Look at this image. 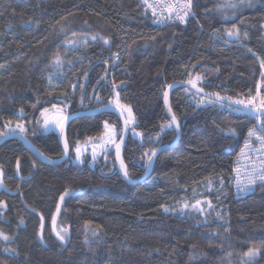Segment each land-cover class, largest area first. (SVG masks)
Returning a JSON list of instances; mask_svg holds the SVG:
<instances>
[{"label": "trees", "instance_id": "trees-1", "mask_svg": "<svg viewBox=\"0 0 264 264\" xmlns=\"http://www.w3.org/2000/svg\"><path fill=\"white\" fill-rule=\"evenodd\" d=\"M191 2L195 19L155 24L141 0H0V135L23 124L58 158L56 132L41 131L42 110L93 109L118 94L135 117L123 160L139 178L154 149L176 136L164 104L172 82L244 102L261 77L264 99V0ZM83 35L94 39L56 62L64 42ZM170 106L179 142L135 185L120 175L114 150L94 168L73 164L72 151L51 166L16 140L0 144V264H264V184L236 197L231 178L254 118L185 87L171 92ZM105 120L121 130L112 112L73 119L71 150L99 136ZM61 196L64 243L51 226ZM200 199L210 205L205 214L182 207Z\"/></svg>", "mask_w": 264, "mask_h": 264}, {"label": "rangeland", "instance_id": "rangeland-1", "mask_svg": "<svg viewBox=\"0 0 264 264\" xmlns=\"http://www.w3.org/2000/svg\"><path fill=\"white\" fill-rule=\"evenodd\" d=\"M91 40H93V37L90 35L77 36V37L66 40L64 42L66 51L63 54H60L58 56V58H59L58 63L65 62L68 50L75 49V48H78L80 46H84L88 41H91ZM73 41L75 43H72ZM56 62H57V58H56ZM262 68L263 69L261 70L262 71L261 76H264V67L262 66ZM262 86H263V81H260L256 86V96L253 95V97L248 98L244 102L248 103L250 100L251 101L255 100V98L257 101V98L260 97V92L258 91V89H261ZM257 87H258V89H257ZM257 93H258V95H257ZM112 103L116 104L117 106H119L121 108V110L125 114V117L128 121V125H129L130 129L132 128L131 130H132V132H134L133 126L135 125V117H134V113H133L132 108L128 105L121 103L118 99V94L115 95V97L112 100ZM67 114H68L67 109L59 107V106L43 109L41 114H40L41 131L43 133L57 132L61 122L67 116ZM25 130H26V128L23 124H15L9 128L10 132L23 133ZM119 134H120V131H118L116 129L114 124L105 120L103 123V131L99 136L89 138L86 141H84L82 143H77L76 145H74L72 147V150H71L72 155L70 156L71 162L75 165L88 164L92 168L96 167L95 162L99 156H103L108 151L114 150L115 145L118 141ZM77 157H79V158H77ZM2 176H3V172H2V169L0 168V190L3 188ZM197 201H199L200 203L197 204ZM197 201L190 203V204L183 203L182 207H184L185 205H188V207H184V208L192 209V210L198 211L202 214H205L206 210L210 206L208 201L205 199H200ZM61 202H62V200L60 199L59 207L57 208V211L55 212V215H54L53 220L51 222V226H52V232H53L54 236L60 242L64 243L68 240L69 226H68V224H66L64 226L63 223H61V219L59 216V208L61 206ZM2 206H3V202L0 201V210H1ZM58 232L60 233V235H62L64 237L63 240H60L59 237L57 236ZM252 249L256 250V254L254 256H248L245 254L243 256V259L245 262L252 261L257 257V255L259 253V249L256 247L252 248Z\"/></svg>", "mask_w": 264, "mask_h": 264}, {"label": "water", "instance_id": "water-1", "mask_svg": "<svg viewBox=\"0 0 264 264\" xmlns=\"http://www.w3.org/2000/svg\"><path fill=\"white\" fill-rule=\"evenodd\" d=\"M170 85H172V87L171 88L167 87L165 90V92L168 93V97H167V103H165V99H164V104H165V108L168 114V118L176 132V136L171 143L159 145L156 149H154L153 152L155 154H153V152L151 153L150 155L151 160L148 159V162L145 167V172L139 178H132L129 175L125 176L124 174L125 171H127V168L123 160V149L129 137L130 127L128 125V121L123 111L118 106L113 105V104H104V105L98 106L93 109H86V110H80V111L68 113L67 116L61 122L56 132L57 138L60 142V145L63 151L62 155L58 158H52L46 155L45 153H43L25 134L20 133V132H8V133H4L0 135V144H2L3 142L7 140H16L20 144H22L30 152V154L39 162L44 163L46 165L57 166L63 163L64 161H66L70 156L71 147L67 139V127L73 119H76L78 117L92 116L96 114L112 112L115 115H117L120 121V126H121L118 141L114 148L116 167L120 175L122 176V178L128 184L135 185L137 183L147 180L151 176L154 161L159 153H161L164 150L174 147L179 142V139L181 136V124L177 118H176V123H172V117L174 114L170 106V96H171V92L174 89L179 88V87H185V88L192 90L193 92H195L196 94L200 96L207 97L209 99H212L220 103L226 104L228 106L234 107L236 109H240L242 112L252 117L259 116V114L256 113L255 111L249 112L247 110L253 107L259 108L258 106H253L251 104H246V103L236 104L235 100H232V99L217 95L215 93H212L210 91H207L198 84H196V87H193L192 84L187 81H179V82H172ZM177 123L179 124V127L176 126ZM65 145H67V149L65 148ZM117 145H119V152H117ZM122 163L124 167L121 166Z\"/></svg>", "mask_w": 264, "mask_h": 264}, {"label": "built area", "instance_id": "built-area-1", "mask_svg": "<svg viewBox=\"0 0 264 264\" xmlns=\"http://www.w3.org/2000/svg\"><path fill=\"white\" fill-rule=\"evenodd\" d=\"M141 1L157 24L182 22L178 15L184 17L183 21L195 16L191 0ZM256 106L260 107V102ZM257 119L256 125L250 129L254 134L250 136V130L247 132L234 158L231 178L236 197L245 196L264 184V179L261 178L264 176V139H261L264 138V129L261 117L258 116Z\"/></svg>", "mask_w": 264, "mask_h": 264}, {"label": "snow or ice", "instance_id": "snow-or-ice-1", "mask_svg": "<svg viewBox=\"0 0 264 264\" xmlns=\"http://www.w3.org/2000/svg\"><path fill=\"white\" fill-rule=\"evenodd\" d=\"M241 2L243 3L244 0H241ZM145 3H147V0H145ZM233 7H235V5H233ZM186 14H187V13H185V15H186ZM178 18H179L181 21H183V19H184L183 16H179V15H178ZM228 35H229V36H232V35H235V33L230 31V32L228 33ZM93 39H94V38H93ZM72 43H75V42L73 41ZM105 43H107V41H105ZM57 62H59V58H58V57H57ZM197 79H199V77H197ZM189 83H191L193 87H196V84H195L193 81L190 80ZM168 87L171 88L172 85H168ZM167 97H168V93L165 92V93H164L165 103H167ZM235 103H236V104H241V103H244V102H243V101H235ZM248 103H249V104H252L253 101L250 100ZM237 110L239 111L240 109H237ZM247 110H248L249 112H253V111H255L256 113L259 114L260 117L264 118V99H262V100L260 101V107H259V108H255V107H253V108H249V109H247ZM126 123H127V122H126ZM172 123H176V117H175L174 115H173V117H172ZM169 126H171V124H170ZM176 126L179 127V124L177 123ZM262 127H264V125H262ZM253 134H254V131L250 130L249 135L251 136V135H253ZM261 139H264V138H261ZM65 148L67 149V145H65ZM117 152H119V145H117ZM153 154H155V153L153 152ZM77 158H79V157H77ZM149 160H151V157H149ZM121 166L124 167V166H123V163L121 164ZM124 174H125V176H127V175H128L127 171H125ZM261 178L264 179V176H262ZM65 194H67V193H65ZM63 199H64V196H61V200H63ZM199 203H200V202L197 201V204H199ZM184 207H188V205H185ZM57 236L59 237L60 240H63V239H64V237H63L62 235H60L59 232L57 233ZM4 239H8V237L5 236ZM255 254H256V250H255V249H250L249 252L246 253V255H248V256H254Z\"/></svg>", "mask_w": 264, "mask_h": 264}, {"label": "crops", "instance_id": "crops-1", "mask_svg": "<svg viewBox=\"0 0 264 264\" xmlns=\"http://www.w3.org/2000/svg\"><path fill=\"white\" fill-rule=\"evenodd\" d=\"M194 10V9H193ZM195 13V12H194ZM189 18H191V17H189ZM192 18H196V16H194V17H192ZM188 19V18H187ZM153 22L155 23V24H157L154 20H153ZM262 66H263V64H262ZM264 67V66H263ZM263 68H261V70H262ZM262 72V71H261ZM260 81H262L261 80V77L258 79V81H257V83H256V86H257V84L260 82ZM262 88V87H261ZM257 89H258V87H257ZM258 91L260 92V97L259 98H257V101H256V98H255V100H253V103L251 104V105H253V106H256V103L259 101H261V89H258ZM255 96H256V87H255V94H254ZM257 95H258V93H257ZM245 103V102H244ZM108 104H111V103H108ZM113 104V103H112ZM246 104H248V103H246ZM113 105H116V104H113ZM117 106V105H116ZM119 107V106H118ZM120 108V107H119ZM121 109V108H120ZM250 116V115H249ZM257 117L258 116H255V117H253L254 118V125H256V123H257ZM261 124L263 125V118L261 117ZM253 125V126H254ZM263 129H264V127H263ZM247 134V133H246Z\"/></svg>", "mask_w": 264, "mask_h": 264}, {"label": "bare ground", "instance_id": "bare-ground-1", "mask_svg": "<svg viewBox=\"0 0 264 264\" xmlns=\"http://www.w3.org/2000/svg\"><path fill=\"white\" fill-rule=\"evenodd\" d=\"M231 187H232V185H231ZM233 191V190H232Z\"/></svg>", "mask_w": 264, "mask_h": 264}]
</instances>
